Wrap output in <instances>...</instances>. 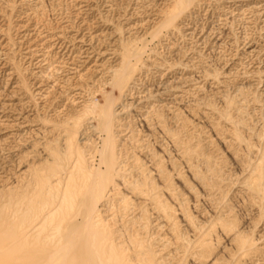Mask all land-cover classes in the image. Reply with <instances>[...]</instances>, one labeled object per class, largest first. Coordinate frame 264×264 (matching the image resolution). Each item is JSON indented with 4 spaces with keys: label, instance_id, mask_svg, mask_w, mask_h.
<instances>
[{
    "label": "rangeland",
    "instance_id": "374dc122",
    "mask_svg": "<svg viewBox=\"0 0 264 264\" xmlns=\"http://www.w3.org/2000/svg\"><path fill=\"white\" fill-rule=\"evenodd\" d=\"M171 1L0 0V203L2 192L30 179L23 170L64 149L77 119L92 129L72 140L91 142L95 121L84 106L101 103L104 91L115 109L125 104L122 116L151 151L136 156L172 215L159 258L264 264V0H191L175 23ZM132 44L144 51L126 101L105 82ZM146 87L153 93L139 101ZM131 107L151 110L159 127L147 131Z\"/></svg>",
    "mask_w": 264,
    "mask_h": 264
},
{
    "label": "bare ground",
    "instance_id": "6f19581e",
    "mask_svg": "<svg viewBox=\"0 0 264 264\" xmlns=\"http://www.w3.org/2000/svg\"><path fill=\"white\" fill-rule=\"evenodd\" d=\"M190 1H171L173 6L167 9L168 11L172 9V18H169L172 19L171 22L174 21L173 23H175L179 16L182 17L181 15L188 11L192 2ZM197 1L193 3L198 4ZM252 7L254 8V6ZM257 7L262 6L258 5ZM170 27H167L168 30ZM172 28L174 29V27ZM133 44L123 49L119 65L112 70L108 82H105L111 91L116 90L118 92V97L126 95L122 100H131L133 95L130 93L132 91L130 88L131 83L138 75L136 73L137 64L144 51L136 49L138 48L137 44L136 48L133 47ZM141 66H144V64ZM52 68L54 69V67ZM52 68L49 70L52 71ZM157 88L159 90L160 87ZM157 88L154 86L156 92ZM145 90L147 93L142 89L138 92L137 98L139 101L149 97L150 92L153 93L151 88L146 87ZM103 92L100 93L103 98L101 103L97 101L95 103L90 102L91 104H87V106L85 104L84 106L86 107V113L83 114L90 115V118L95 121L94 130L96 129V132L93 131L95 133H93L94 138L89 144H83L82 147V144H80L79 147L73 141L77 133L81 132L84 135V132H90L92 129V127H89L90 125L82 128V126L85 127L88 124L83 123L82 118H79L75 122V131L70 132L71 135L68 134L66 141L63 138L65 145L62 143L64 146L61 147L62 149L64 147V149L61 152L47 150L48 153L46 152V154L49 162L44 160L43 164L39 162V166H43H38L39 168L36 167L35 169L33 167L32 170L30 168L29 170L32 171L30 173L27 169H25L26 171L23 170L21 175L28 174L30 179L28 178L27 181L26 178L23 179L19 175V178L27 182L23 183V181L21 183L20 180L21 185H15L16 188L14 189H8V187L7 189L10 191H5V189V192H2L0 203V264H165V260L159 258L161 253L158 256L160 252L158 247L163 242L161 232L162 228L166 226L163 223L167 219H171L172 215L167 216L171 213H167L168 210H165L163 196L161 198L160 190L158 191L161 187L153 184L156 181L153 182L150 178L149 168L147 172L145 162H141L139 156H136L138 150L144 151L143 149H147L146 143L143 142L146 139L139 137L141 141L143 139L141 143L137 139L138 137L135 138L134 128H131L128 121L131 118L128 117L129 115L127 117L122 116L126 112L125 108L128 109L124 106L125 104L123 103L124 105L115 109L114 101L116 99L114 100L111 95L107 96ZM154 95L152 94V97ZM166 100L168 101L167 98ZM167 101H165V104L172 103L169 107L166 105L169 110H172L175 104L174 101L172 99H170V102ZM129 104L132 105V101ZM136 108H134L137 119L135 120L146 127L147 131L150 132L153 126L159 127L156 117H153L150 113L151 110H137ZM135 126L137 127V125ZM142 126L141 128H143ZM172 133H174L173 130ZM58 145L57 147H59ZM46 149L47 147L44 150ZM147 151L148 149L145 152ZM155 155L157 156V154ZM154 168H157L156 171H162L159 169L161 168L160 165ZM151 214H154L155 217L150 222L149 217ZM202 236L203 234L199 240H195V244L199 246L206 245ZM163 244L165 243L163 242Z\"/></svg>",
    "mask_w": 264,
    "mask_h": 264
}]
</instances>
